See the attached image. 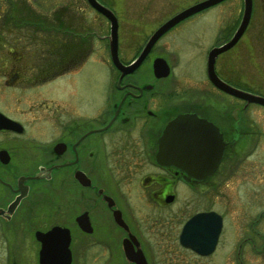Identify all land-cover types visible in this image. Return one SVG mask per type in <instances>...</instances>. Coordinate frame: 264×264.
Listing matches in <instances>:
<instances>
[{
  "label": "flooded vegetation",
  "instance_id": "obj_1",
  "mask_svg": "<svg viewBox=\"0 0 264 264\" xmlns=\"http://www.w3.org/2000/svg\"><path fill=\"white\" fill-rule=\"evenodd\" d=\"M96 1H0V264H264V0Z\"/></svg>",
  "mask_w": 264,
  "mask_h": 264
},
{
  "label": "water",
  "instance_id": "obj_2",
  "mask_svg": "<svg viewBox=\"0 0 264 264\" xmlns=\"http://www.w3.org/2000/svg\"><path fill=\"white\" fill-rule=\"evenodd\" d=\"M211 0H201L200 3L198 4H195L194 6H192V8H200L201 6H204L205 4H208L210 3ZM86 2L92 7V8H95L96 11H100L102 15H104L108 20L111 19L109 13H110V10L106 9L104 6H102L99 2H97L96 0H86ZM185 10H190V9H185ZM184 11V10H183ZM177 16H175L174 18H176ZM178 18V17H177ZM165 26V25H163ZM162 26V27H163ZM243 26V22L241 24V27ZM240 27V29H241ZM111 43V41H110ZM108 44V48L110 49V54L109 56H111V53H112V48L110 47V45L112 44ZM206 73L208 74L209 78L211 79V83L214 84V85H217L219 86L223 91L227 90V92L229 93H232V95L234 96H240L242 98H244L245 100L246 99H250L252 100L253 102H259L261 104H263L264 106V97L262 95H259V94H256V95H253V93H250V92H244L240 89H233L232 86L228 85V84H224V83H221V81L219 80V78L213 74L212 72L206 71ZM190 120V116H187V114L185 115H177L175 117V119L171 122H168L167 125H170L171 127L176 123V122H179V121H182V122H186V120ZM187 137V136H186ZM216 147H220L219 144L217 145H214ZM36 176V175H35ZM18 198V197H17ZM217 223V222H216ZM215 223V227L217 226V224ZM52 229H54L52 232H56L58 230H55V228L53 227ZM46 232H40V230H38L37 232H34V235L37 236L38 238H42L43 236H45ZM42 240V239H41ZM64 264H67V260L64 262Z\"/></svg>",
  "mask_w": 264,
  "mask_h": 264
},
{
  "label": "rangeland",
  "instance_id": "obj_3",
  "mask_svg": "<svg viewBox=\"0 0 264 264\" xmlns=\"http://www.w3.org/2000/svg\"><path fill=\"white\" fill-rule=\"evenodd\" d=\"M0 1L3 2L4 0H0ZM12 1L16 2V0H12ZM32 1L33 2H38L40 9L37 10V11H41V13H44L42 9H44V6H46L48 4V0H32ZM52 1L54 3H57V2L60 3L61 2V0H52ZM85 9H87V8H85ZM88 15H91V14L88 13ZM102 24L103 23L101 21L100 26H102ZM101 49L103 50V48H101ZM263 71H264V68H263ZM258 75H259V80L258 81H260L261 83L258 86H256V88H255L254 84H252L253 83L252 80H251L252 76H251L250 80L247 81V82L251 81L252 83L251 84H248L246 86L249 87L253 92L254 91H256L258 93H262L263 92V94H264V89H262V88H264V85H263V83H264V72H260V73H258ZM260 111L264 113V109L263 108L260 109ZM254 113H256V112H254ZM261 115H263V114L261 113Z\"/></svg>",
  "mask_w": 264,
  "mask_h": 264
}]
</instances>
